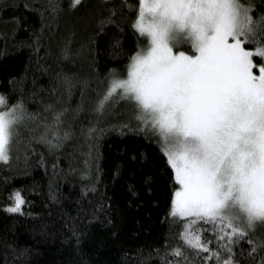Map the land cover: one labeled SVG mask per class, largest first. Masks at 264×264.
Listing matches in <instances>:
<instances>
[{
	"label": "trees",
	"instance_id": "trees-1",
	"mask_svg": "<svg viewBox=\"0 0 264 264\" xmlns=\"http://www.w3.org/2000/svg\"><path fill=\"white\" fill-rule=\"evenodd\" d=\"M239 2L264 16V0ZM137 16L138 0H0V95L25 112L0 163V264H217L185 246V220L169 215L179 186L160 138L121 105L97 111L108 77L127 78L145 46ZM253 61L258 73L264 59ZM17 190L22 213L4 211ZM202 237L228 255L227 241ZM249 237L264 242V226ZM249 237L233 244L234 264H264Z\"/></svg>",
	"mask_w": 264,
	"mask_h": 264
},
{
	"label": "snow or ice",
	"instance_id": "snow-or-ice-1",
	"mask_svg": "<svg viewBox=\"0 0 264 264\" xmlns=\"http://www.w3.org/2000/svg\"><path fill=\"white\" fill-rule=\"evenodd\" d=\"M81 2L71 0V6ZM251 11L239 0H138L132 27L147 47L130 58L127 78L112 80L97 104L103 111L117 94L134 102L142 130L161 138L179 186L169 215L185 220L182 241L217 264H234L233 244L264 226V66L253 73V57L264 59V16L254 20ZM181 41L187 54L174 52ZM24 118L21 103L6 106L0 95V163L9 161ZM9 200L3 210L22 213L21 192ZM207 230L227 241L220 244L227 256L210 249L213 241L202 237ZM247 242L252 252L264 247L250 237Z\"/></svg>",
	"mask_w": 264,
	"mask_h": 264
},
{
	"label": "rangeland",
	"instance_id": "rangeland-1",
	"mask_svg": "<svg viewBox=\"0 0 264 264\" xmlns=\"http://www.w3.org/2000/svg\"><path fill=\"white\" fill-rule=\"evenodd\" d=\"M182 45H186V43H184L183 41H181L180 42V44L178 45V47H176V48H174V52L175 51H178V50H182V48H180ZM145 47H147V40H146V43H145V46L143 47V48H145ZM182 51H184V50H182ZM186 52V51H185ZM186 54H187V52H186ZM254 62V61H253ZM255 64V63H254ZM256 65V64H255ZM256 66H258V65H256ZM259 68V67H258ZM253 73L255 74V75H259V72L258 73H255V71H254V69H253ZM114 79H117V80H119V79H122V75H121V73H113V74H111L109 77H108V87L110 86V83L112 82V80H114ZM124 79H126V78H124ZM107 83V82H106ZM106 87V86H105ZM107 90H108V88H107ZM106 90V91H107ZM118 92H119V90H118ZM103 95V94H102ZM101 95V96H102ZM110 102H112V103H114V104H116V105H121V107L124 109V111H125V113H126V116H129V117H134L135 119H136V117H137V108H136V106H135V104H134V102H132V101H130V100H127V99H121L120 97H119V95L117 94V95H115L108 103H110ZM107 103V104H108ZM106 104V105H107ZM105 105V106H106ZM137 120V119H136ZM140 127H141V125H140ZM148 130V129H147ZM148 131H150V130H148ZM157 137H158V139L160 138L158 135H157ZM160 141H161V138H160ZM178 188V187H177ZM173 196H174V192H173ZM259 226V225H258ZM257 226V227H258ZM255 231H256V229H255ZM254 231V232H255Z\"/></svg>",
	"mask_w": 264,
	"mask_h": 264
}]
</instances>
